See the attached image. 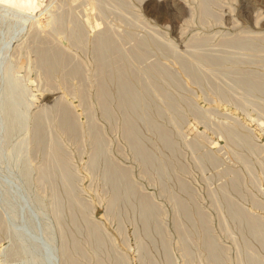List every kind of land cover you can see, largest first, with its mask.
<instances>
[{
  "label": "rangeland",
  "instance_id": "rangeland-1",
  "mask_svg": "<svg viewBox=\"0 0 264 264\" xmlns=\"http://www.w3.org/2000/svg\"><path fill=\"white\" fill-rule=\"evenodd\" d=\"M69 259L264 264V0H0V264Z\"/></svg>",
  "mask_w": 264,
  "mask_h": 264
},
{
  "label": "bare ground",
  "instance_id": "bare-ground-1",
  "mask_svg": "<svg viewBox=\"0 0 264 264\" xmlns=\"http://www.w3.org/2000/svg\"><path fill=\"white\" fill-rule=\"evenodd\" d=\"M92 6H93V5H92ZM36 20H37V19H36ZM87 21H89V20H87ZM33 22H34V21H33ZM90 22H91V21H90ZM73 31H74V30H73ZM77 31H78V30H77ZM76 33H77V32H76ZM74 34H75V33H74ZM106 34H107V33H106ZM109 34H111V33H109ZM75 35H76V34H75ZM77 35H78V34H77ZM77 35H76V36H77ZM111 36H112V35H111ZM71 37H72V36H71ZM100 37H101V35H100ZM78 38H79V36H78ZM101 38H102V37H101ZM71 39H72V38H71ZM103 39H104V38H103ZM105 39H106V38H105ZM109 39H110V38H109ZM77 40H79V39H77ZM110 40H111V39H110ZM113 40H114V39H113ZM102 41H103V40H102ZM108 41H109V40H108ZM99 42H100V40H99ZM111 42H113V41L111 40ZM110 44H111V43H110ZM113 44H114V43H113ZM97 45H99V44H97ZM101 45H102V44H101ZM104 45H106V44H104ZM107 46H108V43H107ZM109 46L112 47V44L109 45ZM113 46H114V45H113ZM96 47L98 48V46H96ZM102 47H103V46H102ZM109 48H110V47H109ZM104 49H105V48H104ZM113 49H114V48H113ZM97 50H98V49H97ZM115 50H116V49H115ZM104 51H105V50H104ZM98 52H99V50H98ZM100 52H101V50H100ZM116 53H117V52H116ZM98 54H99V53H98ZM100 54H101V53H100ZM101 55H102V54H101ZM106 55H109V54H106ZM43 56H44V55H42V57H43ZM51 56H52V54H51ZM54 56H55V55H54ZM54 56H53V57H54ZM102 58H103V57H102ZM105 58H106V57H105ZM107 58H108V57H107ZM52 59H53V58H52ZM52 59H51V60H52ZM44 60L46 61V59H44ZM101 60H102V59H101ZM105 61H106V60H105ZM52 62H53V60H52ZM45 63H46V62H45ZM100 63H102V62H100ZM103 64H104V63H103ZM103 64H101V65H103ZM106 64H108V63L106 62ZM106 64H105V65H106ZM53 66H54V65H53ZM46 67H47V66H46ZM54 67H55V66H54ZM101 67H102V66H100V68H101ZM48 68H49V67H48ZM48 68H46V70H47ZM106 68H107V67H106ZM54 69H55V68H54ZM78 70H79V69H78ZM101 70H102V68H101ZM106 70H107V69H106ZM48 72H49V71H48ZM48 72H47V73H48ZM100 72H101V71H100ZM107 72H108V71H107ZM107 72H106V73H107ZM50 73H51V72H49V75H48V76H50ZM51 74H52V73H51ZM100 89H101V88H100ZM105 90H106V89H105ZM102 92H103V91H102ZM105 92H106V91H105ZM102 94H103V93H102ZM102 94H101V95H102ZM121 95H122V94H121ZM123 95H124V92H123ZM125 96H126V95H125ZM126 98H127V97H126ZM102 99H103V97H102ZM105 99H106V98H105ZM101 101H102V100H101ZM107 101H108V100H107ZM123 107H125V106H123ZM64 110H66V108H65ZM62 112H63V109H62ZM65 113H66V112H64L63 115H66ZM69 116H70V115H69ZM60 117H61V116H60ZM71 119H72V118H71ZM128 119H129V121H130L131 117H128ZM63 120H64V118H63ZM131 121H132V120H131ZM67 122H68V121H67ZM68 123H69V122H68ZM68 123H67V125H68ZM127 123H128V120H127ZM130 123L132 124V122H130ZM127 126H128V125H127ZM38 127H39V126H38ZM66 127H67V126H66ZM69 127H70V125H69ZM73 127H74V125H73ZM129 127H130V126H129ZM75 128H76V126H75ZM127 129H128V128H127ZM36 130H37V129H36ZM41 130H42V129H41ZM67 130H69L68 127H67ZM77 130H78V129H77ZM69 131H70V130H69ZM127 132H129V130H128ZM74 133H76V132H74ZM129 133H130V132H129ZM36 135H37V134H36ZM56 149H58V148L56 147ZM58 150H59V149H58ZM53 151H54V150H53ZM59 151H60V150H59ZM97 153H98V152H97ZM59 155H60V154H59ZM56 156H57V155H56ZM58 158H59V157H58ZM59 159H62V158H59ZM147 159L149 160L148 157H147ZM147 159H146V160H147ZM60 162H61V160H60ZM62 162H63V160H62ZM160 163H161V162H160ZM159 165H161V164H159ZM46 169H47V168H46ZM44 170H45V169H44ZM107 171H108V170H107ZM108 173H109V172H108ZM43 174H44V173H43ZM113 175H114V174H113ZM114 196H115V195H114ZM115 198H116V197H115ZM70 209H71V208H70ZM78 215H79V214H78ZM72 217H73V216H72ZM72 217H71V218H72ZM71 218H70V220H71V221H74V220H72L73 218H72V219H71ZM71 221H70V224H71ZM241 221H242V220H241ZM190 222H191V221H190ZM72 223H74V222H72ZM238 224H240V223H238ZM67 225H68V224H67ZM72 225H73V224H72ZM74 226H75V225H74ZM68 227H69V226H68ZM68 227H67V228H68ZM79 227H81V226H79ZM242 227H243V226H242ZM75 228H77V226H76ZM71 231H72V230H71ZM71 231H70V233H71ZM76 231L78 232V231H79V228H78V230H76ZM72 233H73V232H72ZM72 233H71V234H72ZM71 234H70V235H71ZM73 235H74V234H72V236H73ZM65 236H66V235H65ZM72 236H71V237H72ZM73 238H74V237H73ZM67 239H68V238H67ZM74 239H75V238H74ZM74 239H73V240H74ZM68 241H69V240H68ZM262 241H263V240H262ZM99 242H100V241H99ZM79 244H80V243H79ZM80 245H81V244H80ZM67 246H68V242H67ZM67 246H66V248L69 247V246H68V247H67ZM72 246H74L73 243H72ZM75 246H76V245H75ZM78 246H79V245H78ZM75 248H77V247H75ZM68 249H69V248H68ZM76 250H77V249H76ZM68 251H70V249H69ZM68 251H67V252H68ZM74 252H75V251H74ZM71 253H72V252H71ZM101 253H102V252H101ZM68 254H70V252H69ZM103 254H104V253H103ZM108 255H109V253H108ZM70 256H71V255H70ZM70 256H69V258H70ZM67 257H68V256H67ZM106 257H107V255H106ZM106 257H105V258H106ZM70 259H72V261L74 260L72 257H71ZM70 259H69V260H70ZM100 259H101V258H100ZM102 259H103V258H102ZM108 259H109V258H108ZM103 260H104V259H103ZM109 260H110V259H109ZM70 261H71V260H70ZM70 261H69V262H70ZM72 261H71L70 263L73 264ZM100 262H101V261H100ZM103 262H104V261H103ZM108 262H111V260L108 261ZM101 263H102V262H101ZM104 263H105V262H104Z\"/></svg>",
  "mask_w": 264,
  "mask_h": 264
}]
</instances>
